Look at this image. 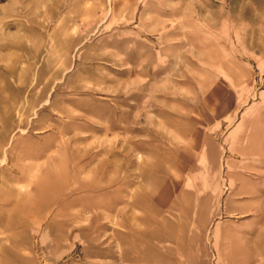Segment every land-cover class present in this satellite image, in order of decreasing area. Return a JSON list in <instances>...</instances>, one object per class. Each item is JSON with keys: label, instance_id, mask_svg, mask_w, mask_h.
Returning a JSON list of instances; mask_svg holds the SVG:
<instances>
[{"label": "rangeland", "instance_id": "rangeland-1", "mask_svg": "<svg viewBox=\"0 0 264 264\" xmlns=\"http://www.w3.org/2000/svg\"><path fill=\"white\" fill-rule=\"evenodd\" d=\"M241 119L264 139V0H0V264H264Z\"/></svg>", "mask_w": 264, "mask_h": 264}, {"label": "crops", "instance_id": "crops-1", "mask_svg": "<svg viewBox=\"0 0 264 264\" xmlns=\"http://www.w3.org/2000/svg\"><path fill=\"white\" fill-rule=\"evenodd\" d=\"M198 34H199V32L194 31L193 38L195 40L193 39V41L195 42V45L191 47V57L193 59H195V60H192V66H195V67L198 66V64H199L198 59L201 56L200 55V39H199ZM127 38L129 39L130 36H128ZM131 39L127 40L129 42V44L131 42H135L134 39H133V41H130ZM207 40L210 41V35L207 38ZM174 43L178 44V42H174ZM129 49H131V46H129ZM130 51H128V54L130 53ZM177 51H178V48H177ZM179 52H180V55H178V54L176 55L175 60L172 63V67H175V65L178 64V60L180 58H183V46L179 47ZM208 54H209V52H208ZM134 59H135L134 57H131V54L128 55V59H127L128 61L126 62V64L128 65V68L131 69V68L135 67L134 65L132 66V61ZM133 64H135V60H134ZM151 65H152V62L148 60V63H145V68H150ZM133 71H134V69H133ZM133 71H131V72H133ZM214 82H215V80H213V82H211V84ZM208 89H213V88H211L210 82L208 83ZM194 107H195V109L193 111H191V114L188 115L187 125L188 124L189 125L185 128V131L187 133L190 132L191 139L194 141V142H192L191 146L195 147V149L199 150V148H201L202 143H200V139H199L200 138V126L198 125V123L200 122V117H199V102L198 101L196 102ZM245 132H246L245 120L241 119L235 124V126L229 132L228 138H227V146H228L229 150H231L234 154H237L239 156V159H242V160L245 158L249 159V163L251 165V164H253V162H251V160L253 159V161H254L253 155H257L258 148H260L264 145V139L262 138V140L258 141V142L248 141V137L244 135ZM249 145L254 146V149H256L255 154L249 155V156L246 155L247 157H241L242 154L246 153V148ZM232 167H234V166H232V164H229L227 166L228 171H231L233 169ZM175 168L177 170H179L178 166Z\"/></svg>", "mask_w": 264, "mask_h": 264}, {"label": "bare ground", "instance_id": "bare-ground-1", "mask_svg": "<svg viewBox=\"0 0 264 264\" xmlns=\"http://www.w3.org/2000/svg\"><path fill=\"white\" fill-rule=\"evenodd\" d=\"M263 223H264V222H263ZM263 225H264V224H263ZM259 229H260V228H259ZM261 239H262V238H261ZM261 239H260V240H261ZM263 239H264V237H263ZM254 241H255V240H254ZM252 243H254V242H252Z\"/></svg>", "mask_w": 264, "mask_h": 264}]
</instances>
